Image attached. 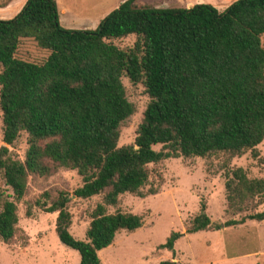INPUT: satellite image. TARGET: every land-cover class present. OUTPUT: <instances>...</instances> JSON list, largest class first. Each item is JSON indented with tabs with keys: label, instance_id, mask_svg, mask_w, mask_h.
I'll return each instance as SVG.
<instances>
[{
	"label": "trees",
	"instance_id": "obj_1",
	"mask_svg": "<svg viewBox=\"0 0 264 264\" xmlns=\"http://www.w3.org/2000/svg\"><path fill=\"white\" fill-rule=\"evenodd\" d=\"M124 0L96 29H67L55 0H27L11 19H0V109L3 141L0 173L14 200L0 210V238L18 234L17 202L31 175L48 177L60 168L76 170L82 184L73 194L101 196L91 212L85 237L70 232V195L45 192L29 204L57 213L55 233L76 250L80 264H102L99 251L121 230L143 225L141 215L108 212L125 193L145 197L149 164L179 157L232 156L247 151L258 158L264 140V0H236L226 10L211 4L189 8L139 7ZM135 36L132 46L115 40ZM24 39L47 52L42 61L17 57ZM123 77L142 85L149 96L132 144L119 146L121 127L135 113ZM28 135L25 159L8 146ZM160 145L156 150L154 147ZM228 176V175H227ZM226 199L233 210L259 198L264 178H250L243 168L227 177ZM202 201L186 233L219 229L246 219L264 221V211L215 224ZM182 234L172 232L158 249L174 252ZM157 264H179L172 259Z\"/></svg>",
	"mask_w": 264,
	"mask_h": 264
},
{
	"label": "rangeland",
	"instance_id": "obj_2",
	"mask_svg": "<svg viewBox=\"0 0 264 264\" xmlns=\"http://www.w3.org/2000/svg\"><path fill=\"white\" fill-rule=\"evenodd\" d=\"M27 0H0V19L14 18ZM124 0H55L59 21L67 29H96L99 23ZM236 0H137L139 7L189 8L196 4H211L219 11L226 10ZM135 36L115 40L121 48L130 47ZM264 45V36L262 37ZM17 57L30 61H42L47 52L38 48L34 41L24 39ZM0 64V72H1ZM128 99L136 106L135 113L121 127L119 146L132 144L143 112L149 102L144 87L132 84L123 77ZM2 111L0 109V149L4 146ZM10 155L24 160L28 149V135L21 133L8 146ZM156 150L160 145L154 147ZM259 157L250 151L232 156L220 152L210 157H179L149 164L150 177L143 192L154 190L155 194L140 197L125 193L116 210L141 215L143 225L134 230H121L114 242L99 251L102 264H157L174 259L179 264H264V221L246 219L243 223L219 229L186 233L192 219L199 213L201 202L215 224L228 220H240L243 216L264 211L259 198L249 199L243 210L228 206L225 183L237 168H243L250 178H264V140L257 146ZM228 175V176H227ZM82 184L76 170L60 168L48 177L31 175L26 194L17 202L18 234L11 243L0 238V264H80L79 253L60 242L55 233L57 213H47L33 208L26 214L29 204L45 192L50 200L63 191L70 195L68 209L72 215L71 234L83 239L91 212L101 196L81 199L74 190ZM5 200H14L12 188L0 173V210ZM172 232L182 235L174 243V252L158 249Z\"/></svg>",
	"mask_w": 264,
	"mask_h": 264
}]
</instances>
